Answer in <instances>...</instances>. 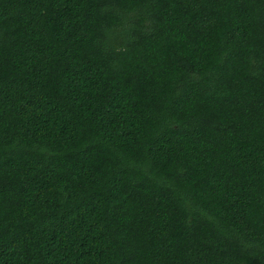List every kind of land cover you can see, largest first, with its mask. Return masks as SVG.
Instances as JSON below:
<instances>
[{
	"label": "trees",
	"instance_id": "trees-1",
	"mask_svg": "<svg viewBox=\"0 0 264 264\" xmlns=\"http://www.w3.org/2000/svg\"><path fill=\"white\" fill-rule=\"evenodd\" d=\"M0 264H264V0H0Z\"/></svg>",
	"mask_w": 264,
	"mask_h": 264
}]
</instances>
